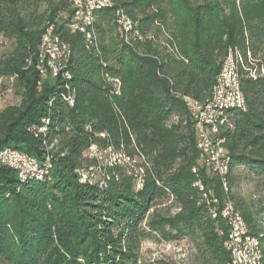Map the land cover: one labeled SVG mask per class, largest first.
Listing matches in <instances>:
<instances>
[{"label":"trees","instance_id":"trees-1","mask_svg":"<svg viewBox=\"0 0 264 264\" xmlns=\"http://www.w3.org/2000/svg\"><path fill=\"white\" fill-rule=\"evenodd\" d=\"M111 2L97 13L96 42L86 47L84 37L69 29V0H0V40L13 48L0 57V75L18 74L19 97L0 111V150L14 149L43 164L41 179L26 181L0 167V260L140 264L145 240L187 237L197 264H225L228 230L220 218L212 219L211 200L233 202L238 168L264 184V0ZM117 9L135 24L127 42L114 20ZM48 26L69 45L72 106L61 98L62 82L41 79L33 66ZM229 51L241 57L245 110L227 111L228 127L220 134L229 159L225 191L218 176L198 168L200 152L183 98L209 99ZM108 78L119 79L114 94ZM45 119L44 133L31 130ZM93 143L134 159L141 189L127 165L109 169L105 187L80 183L75 170L92 163L86 151ZM162 200L174 204L175 215L155 209ZM240 213L264 242L252 217Z\"/></svg>","mask_w":264,"mask_h":264},{"label":"bare ground","instance_id":"bare-ground-1","mask_svg":"<svg viewBox=\"0 0 264 264\" xmlns=\"http://www.w3.org/2000/svg\"><path fill=\"white\" fill-rule=\"evenodd\" d=\"M69 3L71 4L73 10L69 24V29L71 33L81 34L82 37H84L86 47L95 45L96 37L93 30V26L96 22L97 13L103 9L111 8L113 6L111 0H104V4L98 5L96 9H91L90 14L87 17L85 14H83V12H78V8H76L75 1L69 0ZM114 17H115L114 19L115 23L120 29H121L120 18H124L125 25L123 26V34L125 36V41L127 42L128 35H130L131 31H133L135 24L120 9L115 11ZM81 27L82 30H79V28ZM43 35H45L47 38L50 39V45L51 47H53L54 61L59 62V64H66L67 57L70 54L69 45L62 42L59 39V37L54 33V29L52 26H48L44 30ZM1 41L4 40H0V42ZM40 46H41V40L38 51L39 54H40ZM226 61H227V72H229L230 78L233 79V81H229V87H225L224 89V96H226V98H230L229 103H219L216 106V114H212L209 117V119H203L202 123H200L201 139L204 142H214L215 156L216 158H222V163L218 169V177L221 179L222 187L225 191H227V185L224 176L228 171L229 159L227 158L226 152L222 147L223 142L217 141V133L214 132L213 129H220L222 126H224L227 123L228 118H225L227 111L245 110V102L239 91V76L237 73L238 72L237 63L241 62V57L240 55L233 54L231 51H229V53L227 54L226 58L223 61L222 66L226 64ZM59 64L51 63V68H48L47 70V77H50L51 79H57L62 82V84H60L61 98L72 106L74 103V90L68 83V79L70 78V75L65 68H63V73H59L58 72ZM251 76L253 77V75ZM217 80H219V82H226V74L219 73V75L217 76ZM15 81L16 79H10V75L9 76L0 75V83H2V85H0V111L4 108L8 99L14 95ZM118 84L119 82L115 84L116 87ZM3 87H6V90H8L7 95H3ZM64 91L65 94H67V96L64 95ZM215 93H216V81L212 88L211 95L205 103H199L197 101H194L186 97L183 98V102L190 116V122L192 124L191 126L193 130H194V121L192 119V112L188 104H193L194 106H207L214 99ZM47 123L48 120L46 119L42 120L43 125H39L37 129H35L34 127L31 130L38 133H44L46 131ZM53 146L54 145L51 144L46 148V154L44 160L46 163H48L50 160L48 152L52 150ZM198 150L200 152L199 148ZM3 155H15L17 157L30 159L29 168L32 169V173H34V176H32L31 172H24L22 173V175H18V169H12L16 172L18 178L21 181H26L28 178L41 179L43 173V169H42L43 164L37 162L35 158L27 156L19 151L10 148H5L3 150H0V157H3ZM125 156L121 152L115 151L112 147L106 149H101L100 147H98V150H95V158H97V166L100 169V176H99L100 187H105L107 181L110 179L111 176H109L107 173L109 172V169H113L116 166H124V165L133 166V162L129 161V159L126 158ZM85 167L86 166H82L80 168H85ZM196 168L192 169L193 173L197 172ZM75 173L78 176L79 182L83 183L81 179V169L79 168L76 169ZM142 181L143 180L140 177L137 186H135L136 189H141ZM86 183L90 185L92 184L91 175H84V184ZM224 206L227 209L229 218H237L238 216V229H243V231L237 232L238 244L236 245V253H237L238 264H264V242L260 240V236H254L250 233L244 218L242 217L241 213L236 209L232 200L227 198L224 201ZM211 217L213 219L212 215ZM216 218H220L223 222H225L228 230L227 235L225 237V239H227L229 236L228 221L225 219V217H223V215H216ZM223 248L226 252L227 241H223ZM225 264H229V259Z\"/></svg>","mask_w":264,"mask_h":264},{"label":"built area","instance_id":"built-area-1","mask_svg":"<svg viewBox=\"0 0 264 264\" xmlns=\"http://www.w3.org/2000/svg\"><path fill=\"white\" fill-rule=\"evenodd\" d=\"M76 2V8H78V12H83L86 17L90 14L91 9H96L98 5L104 4V0H73ZM118 10V9H117ZM121 22V31L123 32V26L125 25L124 18H120ZM82 30V27L79 28ZM9 42L1 41L0 46H6ZM51 63H58L54 61V53L53 47L50 45V39L47 38L45 35L41 36V46H40V54H36V57L33 61V66L35 70L38 72L41 79L47 77V70L51 68ZM66 64H59V73H63V68H66ZM219 73L226 74V82H219L216 76V93L214 99L207 105V106H194L193 104H188L190 110L192 112V119L194 121V132L197 141V147L200 149V161L198 168L204 167L210 171H212L216 176H218V169L222 163V158H216L215 156V149H214V142H204L201 139L200 135V123H202L203 119H209L212 114H216V106L219 103H229L230 98H226L224 96V89L225 87H229V81H233L230 78L229 72H227V61L226 64L223 65L220 69ZM18 74H10V79H17ZM108 82L112 85V90L109 94H114V87L119 79L117 78H108ZM2 85V83H0ZM6 87H3V95H7ZM64 95L65 94L64 91ZM4 105V104H3ZM228 114V113H227ZM227 114L226 117L227 118ZM228 125L222 126L220 129H213L214 132L217 133V141L223 142L224 147V138L220 136L221 131L227 129ZM100 138H103V134H99ZM98 144H91L86 151V157L92 161L90 164H86L85 168L81 169V179L84 184V175H91L92 176V185H98L99 183V176H100V169L97 166V158H95V150H98ZM29 158H21L15 155H3L0 157V167H7L10 169H18V175H22L24 172H31L32 176V169L29 168ZM129 176H131L134 180L135 186H137L140 177L137 173V168L134 166V159H133V166L129 168ZM196 187L199 188L200 191L203 190V186L200 181L195 183ZM206 198V195H203ZM211 209L210 215L213 216V220L216 219V215H223L225 219L228 221L229 225V236L227 239H223L227 241V250L226 253L229 257V264H238L237 260V253H236V245L238 244L237 239V232L243 231V229H238V216L237 218H229L227 209L224 206V201L220 202L217 198H213L211 200ZM249 237V235H248Z\"/></svg>","mask_w":264,"mask_h":264},{"label":"rangeland","instance_id":"rangeland-1","mask_svg":"<svg viewBox=\"0 0 264 264\" xmlns=\"http://www.w3.org/2000/svg\"><path fill=\"white\" fill-rule=\"evenodd\" d=\"M12 49L10 44L1 47L0 57L10 53ZM18 100L19 97L14 94L8 99L5 107L15 105ZM123 171L120 170L119 174H125ZM237 172L240 173V177L231 189L233 203L237 204L239 212L252 217V224L259 229L258 235H264V184L242 168H238ZM155 209L165 216H173L177 212L174 204L169 200L159 201ZM139 256L140 264H197L194 245L187 237L170 242L145 240L141 244ZM0 264L6 263L0 260Z\"/></svg>","mask_w":264,"mask_h":264}]
</instances>
